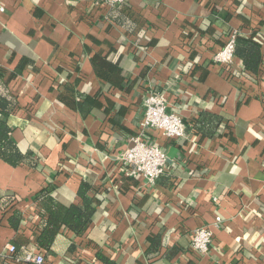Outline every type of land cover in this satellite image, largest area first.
Masks as SVG:
<instances>
[{
  "label": "crops",
  "instance_id": "obj_1",
  "mask_svg": "<svg viewBox=\"0 0 264 264\" xmlns=\"http://www.w3.org/2000/svg\"><path fill=\"white\" fill-rule=\"evenodd\" d=\"M0 6V71L19 103L7 125L39 161L33 169L0 160V264L14 242L22 254L8 264H30L25 256L39 252L36 198L47 185L70 206L80 204L82 182L92 187V224L81 238L63 231L46 264H264V0ZM231 32L261 43L258 76L236 57L231 68L214 61ZM70 87L93 104L85 117L71 108ZM152 93L187 123L186 138L142 132ZM203 112L223 118L213 138L192 128ZM140 135L168 157L156 184L127 176L120 161ZM15 210L18 230L9 224ZM202 227L213 243L199 255L191 240Z\"/></svg>",
  "mask_w": 264,
  "mask_h": 264
},
{
  "label": "trees",
  "instance_id": "obj_2",
  "mask_svg": "<svg viewBox=\"0 0 264 264\" xmlns=\"http://www.w3.org/2000/svg\"><path fill=\"white\" fill-rule=\"evenodd\" d=\"M235 57L241 61V66L245 73L250 76L259 75L260 67L263 64L262 45L260 42L254 40V38L237 36ZM4 84L0 71V88H3V90H0V160L12 167L27 165L37 169L39 161L35 158L33 152H23L11 138L13 130L8 127L7 119L17 111L19 103L17 97L9 95ZM70 89V93L74 96L71 108L78 111L82 117H85L90 113L93 104L78 101L79 93L76 92L74 87H70ZM222 121L223 118L220 115L203 112L194 122L192 128L202 137L213 138L217 134ZM55 189L56 187L52 183L48 184L36 198L40 220L37 225L38 228H34L36 231L34 243L39 253H42L45 257L52 252L57 238L63 231H67L78 238L84 236L90 228L96 212L94 200L90 196L92 187L87 183L82 182L80 185L78 191L79 205L64 206L59 203L52 195ZM7 200L9 201L6 206L12 207L13 199L7 197ZM5 211L4 209L2 210L4 215ZM21 219V213L16 210L13 211V215L9 219L11 228L18 230ZM13 246L15 247V253L11 255V258L17 259L22 254L21 246H18L15 242ZM74 248V245L71 246V251ZM6 260L2 264H8L6 263L8 260ZM104 261H106V264H113L105 259Z\"/></svg>",
  "mask_w": 264,
  "mask_h": 264
},
{
  "label": "built area",
  "instance_id": "obj_3",
  "mask_svg": "<svg viewBox=\"0 0 264 264\" xmlns=\"http://www.w3.org/2000/svg\"><path fill=\"white\" fill-rule=\"evenodd\" d=\"M107 6H116L125 3L127 0H96ZM0 12L4 8L0 6ZM237 34L231 32L228 35L224 47L216 54L214 61L226 68H231L235 61ZM247 77V74L244 75ZM145 114L141 122L142 132L155 130L161 132L168 140H182L187 136V123L178 115L167 113V103L164 95L152 93L146 98ZM121 163L127 169V176H143L151 184L166 174L168 157L166 152L159 146L151 144L140 135L134 139L133 146L127 149L120 158ZM216 223H222L221 218H216ZM213 243V235L209 228L202 227L192 235L191 248L199 255L206 254ZM15 253L14 246H8L5 258L11 259ZM24 263L46 264L45 256L42 253H28Z\"/></svg>",
  "mask_w": 264,
  "mask_h": 264
}]
</instances>
